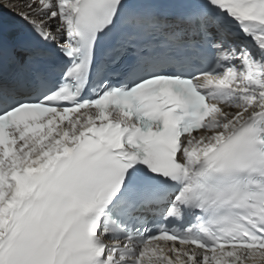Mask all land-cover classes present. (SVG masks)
<instances>
[{"label": "snow or ice", "instance_id": "obj_1", "mask_svg": "<svg viewBox=\"0 0 264 264\" xmlns=\"http://www.w3.org/2000/svg\"><path fill=\"white\" fill-rule=\"evenodd\" d=\"M0 264H264V0H0Z\"/></svg>", "mask_w": 264, "mask_h": 264}]
</instances>
